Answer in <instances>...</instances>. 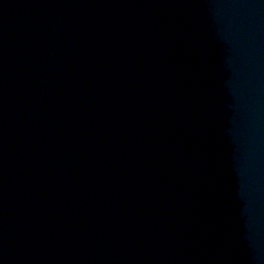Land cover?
<instances>
[{
  "label": "water",
  "instance_id": "obj_1",
  "mask_svg": "<svg viewBox=\"0 0 264 264\" xmlns=\"http://www.w3.org/2000/svg\"><path fill=\"white\" fill-rule=\"evenodd\" d=\"M0 264H264V0H0Z\"/></svg>",
  "mask_w": 264,
  "mask_h": 264
}]
</instances>
